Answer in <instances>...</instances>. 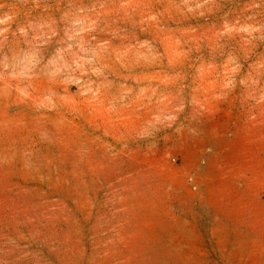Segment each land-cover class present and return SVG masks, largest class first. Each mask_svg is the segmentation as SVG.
Listing matches in <instances>:
<instances>
[{"label": "rangeland", "instance_id": "obj_1", "mask_svg": "<svg viewBox=\"0 0 264 264\" xmlns=\"http://www.w3.org/2000/svg\"><path fill=\"white\" fill-rule=\"evenodd\" d=\"M0 21V264H264V0Z\"/></svg>", "mask_w": 264, "mask_h": 264}, {"label": "clouds", "instance_id": "obj_2", "mask_svg": "<svg viewBox=\"0 0 264 264\" xmlns=\"http://www.w3.org/2000/svg\"><path fill=\"white\" fill-rule=\"evenodd\" d=\"M0 22H2V21H0Z\"/></svg>", "mask_w": 264, "mask_h": 264}]
</instances>
